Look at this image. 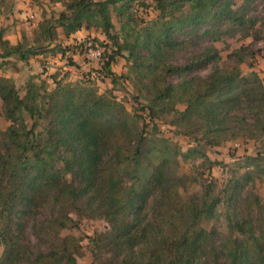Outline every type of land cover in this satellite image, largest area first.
Returning <instances> with one entry per match:
<instances>
[{"label": "trees", "instance_id": "trees-1", "mask_svg": "<svg viewBox=\"0 0 264 264\" xmlns=\"http://www.w3.org/2000/svg\"><path fill=\"white\" fill-rule=\"evenodd\" d=\"M132 1L71 0L56 22L69 35L89 27L91 18L99 19L104 35L118 44L111 31L109 6L122 13ZM154 1L160 12L154 23L159 27H145L124 47L136 74L145 70L152 76L150 111L163 106L165 112H173L177 123L202 126L210 145L234 139L242 130L253 137L261 135L264 119L256 115L249 123V113L234 111L242 105L260 108L264 83L257 73L243 76L237 66L216 68L204 77L193 76L174 85L168 76L184 77L188 70L211 58L169 64L159 75L154 72L155 63L141 62L146 59L141 50L149 42L168 43L175 33H198L201 28L212 34L223 20L239 21L242 16L232 7L233 0ZM51 21L45 20L41 26L43 43L48 45L53 41ZM0 42L5 55L16 53L22 60L50 49L42 44L26 49L21 43ZM120 49L119 45L114 55L120 54ZM114 55L103 51L101 64V73L112 80ZM53 82L51 90L40 93L41 87L28 81L21 96L13 78L0 76V100L5 117L11 121L2 132L5 141H0V246L4 247L0 264H77L81 246L73 235L22 261L20 235L15 233L21 226L16 218L23 208L37 207L44 201L58 208L57 215L46 221L55 232L72 222L70 211L108 223L103 250L113 251L117 259L99 264H207L210 254L220 264H264V231L252 233L251 241L235 238L227 245L216 244V231L204 228L201 221L215 216L222 191L213 195V189L206 187L200 195L184 199L178 192V151L148 143L142 131H134L132 115L121 100L111 92L100 93L93 85L62 79ZM177 104L185 108L179 110ZM23 112L34 119L29 129L16 126L23 124ZM37 118L46 123L35 133ZM183 126L186 133L193 131ZM236 187L234 183L224 189L226 203L234 200ZM155 189L159 191L150 202Z\"/></svg>", "mask_w": 264, "mask_h": 264}, {"label": "rangeland", "instance_id": "rangeland-1", "mask_svg": "<svg viewBox=\"0 0 264 264\" xmlns=\"http://www.w3.org/2000/svg\"><path fill=\"white\" fill-rule=\"evenodd\" d=\"M69 1L71 0H40V4L46 5L43 10L44 18L50 17L53 20ZM9 5L10 0H0L2 12H7ZM232 7L238 10L239 17L242 16L239 21L223 20L212 34L205 33V29L201 28L198 33L190 30L175 33L168 43L149 42L141 50L146 58L141 62L143 65L155 63L154 72L159 75L169 64L184 65L198 63L204 57L211 58L188 70L184 77L168 76V82L174 85L193 76L204 77L216 68L229 70L234 66L240 69L243 76L257 73L264 83V0H233ZM109 11L113 23L111 31L118 44L104 35L99 19L91 18L89 27H82L70 36L57 37L53 43L60 49L53 45L44 54L31 57L22 64L16 55L6 60L5 64L10 67L8 69L15 74L13 79L20 95L24 96L28 81L40 86V93H43V89L51 90L55 85L53 81L58 79L93 85L100 93L111 92L124 103L132 115L134 131H142L148 143L165 144L169 149L178 151L175 156L178 163L176 175L181 177L178 181V192L184 199L191 195H200L206 187L213 189V195L222 191V201L217 204L215 216L201 221L204 228L216 231V244L227 245L235 238L243 242L251 241L252 233L258 235L264 231V130L261 135L256 133V137L250 136L249 131L242 130L234 139L210 145L204 137L202 126L177 123L173 112H165L163 106L157 105L153 108L154 112H151L147 105L153 97L152 76L145 74V70L136 74L131 68L129 52L124 47L137 34H142L145 27L154 28V22L160 14L156 2L134 0L122 13L116 12L112 5L109 6ZM34 16L33 12L24 16L28 27H31ZM158 27L159 25H155V28ZM34 40L36 43L39 38ZM31 42L23 40L22 44L28 47L33 45ZM119 45L122 47L121 52L114 55L113 51ZM100 50L98 55L96 51ZM103 51L106 55H114L111 62L114 80L101 73ZM176 107L183 110L185 105L177 104ZM249 107L242 105L234 111L249 113V123L253 122L256 115L264 119V100L261 101L259 109L256 105ZM22 116L23 124L18 123L16 126L20 129L31 128L34 119L27 112H23ZM36 121L35 133L40 132L46 123L42 118H37ZM9 125L11 121L5 117L0 100L1 142L5 141L2 132ZM183 125L188 127V131H193L186 133ZM105 157H108L107 154ZM234 183L237 184L236 194L229 204L225 202V193L228 186ZM158 191L159 189H155L150 194V202ZM148 209L149 203L146 207L147 211ZM57 213V206L50 201H44L37 207L23 208L19 213L16 221L21 227L19 230L17 226L15 233L20 235L22 261L32 257L38 250L47 251L56 246L62 237L73 235L79 239L81 246L77 264H99L105 259L116 262V253L103 250V235L110 230L104 219L70 211L72 222L66 228L55 232L46 226V221ZM3 250L4 247L0 246V256ZM120 258L121 256L118 257ZM213 258L214 255L210 254L207 264H220Z\"/></svg>", "mask_w": 264, "mask_h": 264}, {"label": "crops", "instance_id": "crops-1", "mask_svg": "<svg viewBox=\"0 0 264 264\" xmlns=\"http://www.w3.org/2000/svg\"><path fill=\"white\" fill-rule=\"evenodd\" d=\"M41 5L43 4H40V0H10L8 11L2 12L0 10V39L2 41H7L10 45H16L17 43L22 44L23 40L32 41L31 44L33 45H28V47H25V45L22 44L23 48L26 49L32 46H36L37 44H42L44 47L52 48V46L54 45L53 41L56 40L57 37H60L62 35L70 36L73 33L80 30L79 29L74 32H71L69 35H66L64 33L63 27L56 22L59 13L65 11V8L64 10L62 8L58 12L57 17H55L51 21V23L54 25L53 41L51 42L50 45L43 43L41 36V26L45 22V20H48V18L47 17L44 18L43 16L44 15L43 10L46 8V5L44 4L43 7H41ZM31 12L35 13V16H34V21L31 24V27H28V23L24 21L25 20L24 16L30 15ZM36 35H37L36 38H39V41L35 43L34 39H36L35 38ZM4 48H5L4 45L1 44L0 42V76L15 78V76H13L15 74L12 73V70L8 69L10 67H7L5 63L6 60L11 59L12 56L16 55L18 57V55L16 53L5 55ZM42 54L44 53L31 55L25 60L19 59V57L18 59L19 62L22 64L23 62L28 61L31 57H38Z\"/></svg>", "mask_w": 264, "mask_h": 264}, {"label": "built area", "instance_id": "built-area-1", "mask_svg": "<svg viewBox=\"0 0 264 264\" xmlns=\"http://www.w3.org/2000/svg\"><path fill=\"white\" fill-rule=\"evenodd\" d=\"M96 53H97L98 55H100V53H101V50H100V51H96Z\"/></svg>", "mask_w": 264, "mask_h": 264}]
</instances>
